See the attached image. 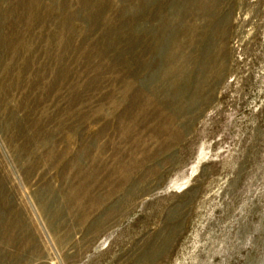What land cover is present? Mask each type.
Instances as JSON below:
<instances>
[{"label": "rangeland", "instance_id": "374dc122", "mask_svg": "<svg viewBox=\"0 0 264 264\" xmlns=\"http://www.w3.org/2000/svg\"><path fill=\"white\" fill-rule=\"evenodd\" d=\"M0 264H264V0H0Z\"/></svg>", "mask_w": 264, "mask_h": 264}, {"label": "bare ground", "instance_id": "6f19581e", "mask_svg": "<svg viewBox=\"0 0 264 264\" xmlns=\"http://www.w3.org/2000/svg\"><path fill=\"white\" fill-rule=\"evenodd\" d=\"M59 110H61V109H59ZM63 112H64V111H63ZM55 116H56V115H55ZM64 118H65V117H64ZM57 126H58V125H57ZM88 191H89V190H88ZM88 191H87V192H88ZM107 191H108V190H107ZM107 195H108V194H107ZM79 199H80V198H79ZM81 200H82V199H81ZM93 201H94V200H93ZM99 202H100V201H99ZM96 203H97V202H96Z\"/></svg>", "mask_w": 264, "mask_h": 264}]
</instances>
